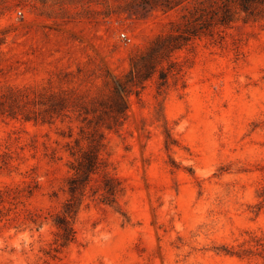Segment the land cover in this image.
I'll return each mask as SVG.
<instances>
[{
	"label": "rangeland",
	"instance_id": "1",
	"mask_svg": "<svg viewBox=\"0 0 264 264\" xmlns=\"http://www.w3.org/2000/svg\"><path fill=\"white\" fill-rule=\"evenodd\" d=\"M192 8L0 0V264H264V7L176 51L166 86L157 73L124 97L93 181L117 179L116 204L89 192L74 241L56 244L86 112Z\"/></svg>",
	"mask_w": 264,
	"mask_h": 264
},
{
	"label": "trees",
	"instance_id": "2",
	"mask_svg": "<svg viewBox=\"0 0 264 264\" xmlns=\"http://www.w3.org/2000/svg\"><path fill=\"white\" fill-rule=\"evenodd\" d=\"M184 3L193 5L189 15L184 14L182 22L173 24L170 33L160 35L143 55L133 60L125 76L114 79L110 106L104 107V111L92 119H88L86 112L79 137L73 145H67L73 159V175L69 180V199L55 220L58 229L56 244L59 247H67L74 241V223L89 192L93 196L98 195L102 203L114 205L122 191L121 183L107 174L102 176L98 185L93 181L104 165L101 158L106 148L104 128L108 131L118 130L127 119L124 97L129 99L133 94L139 96L146 82L157 73L160 87L166 86L169 76L179 75L181 71L178 63L171 60L176 51L187 48L196 39L214 37L223 29L230 28L240 13L255 16L264 7V0H142L146 13L158 9L168 12ZM53 111L49 122L55 116H61L58 110Z\"/></svg>",
	"mask_w": 264,
	"mask_h": 264
},
{
	"label": "built area",
	"instance_id": "3",
	"mask_svg": "<svg viewBox=\"0 0 264 264\" xmlns=\"http://www.w3.org/2000/svg\"><path fill=\"white\" fill-rule=\"evenodd\" d=\"M122 37H123V38H126V35H125L124 33H122Z\"/></svg>",
	"mask_w": 264,
	"mask_h": 264
}]
</instances>
